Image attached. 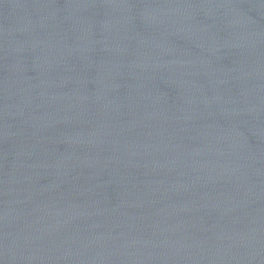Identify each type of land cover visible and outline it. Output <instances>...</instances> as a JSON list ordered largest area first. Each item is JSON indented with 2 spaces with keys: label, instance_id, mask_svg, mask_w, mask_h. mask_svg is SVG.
<instances>
[{
  "label": "water",
  "instance_id": "obj_1",
  "mask_svg": "<svg viewBox=\"0 0 264 264\" xmlns=\"http://www.w3.org/2000/svg\"><path fill=\"white\" fill-rule=\"evenodd\" d=\"M0 264H264V0H0Z\"/></svg>",
  "mask_w": 264,
  "mask_h": 264
}]
</instances>
